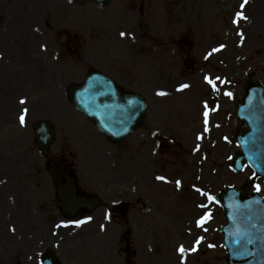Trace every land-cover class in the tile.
Listing matches in <instances>:
<instances>
[{
    "label": "rangeland",
    "instance_id": "1",
    "mask_svg": "<svg viewBox=\"0 0 264 264\" xmlns=\"http://www.w3.org/2000/svg\"><path fill=\"white\" fill-rule=\"evenodd\" d=\"M12 1L13 10L0 11L2 17L3 14L18 19L25 17L21 18L27 21L23 27L27 34L36 37L34 64L44 65L46 74H42L44 69L33 72L37 85L28 86L33 106L28 105L31 114L26 116L29 121L26 130L16 122L18 88L12 90L6 86V80L0 82V99L11 93L8 96L11 106L4 112V121L0 120V146L8 144V149L0 150V264H40L41 256L49 249L62 264H181L179 245L191 249L201 236L204 239L197 250L185 252L183 264H225L226 253L219 233L224 224L222 211L211 204L209 213L213 221L206 227L207 231L197 227L196 219L208 210L198 205L206 204L208 200L196 188L216 196L229 186L241 187L249 181L250 171L244 175L231 171L238 149L233 138L235 123L231 96L225 93L240 97L247 80L264 83V0H254V3L250 0L244 9L240 8L243 0H151V9H146L144 16L150 21L149 26H145L143 18L140 27L136 28L134 22L138 13L134 0H113L114 15L109 14L113 20H109L107 8L100 10L93 4L75 6L67 0ZM5 3L0 0V7ZM237 11H243L248 19L236 17ZM118 12L127 17L123 21L131 30L135 28L141 34L144 25L143 28L153 36L156 33L162 38L164 46L161 58L156 62L158 68L154 61L156 53L146 51L138 55L112 49L111 33H116L122 22L115 17ZM234 20L239 23H233ZM21 26L19 23L14 29L17 35ZM7 28L13 29L8 24ZM241 32L243 38L238 35ZM43 33L47 34L45 39ZM143 33L145 42L153 43L145 30ZM73 36L79 38L80 52L67 51L68 37ZM179 37L185 42L192 40L195 46L192 55L196 57L221 44H225L226 51L208 64L200 63L204 66L201 72L188 70L182 66L184 57L181 59V47L187 44L181 45L177 57L175 54L172 57L173 47H169ZM103 40L108 41L106 48ZM43 43L49 45L46 54L42 51ZM2 48L6 46L2 45ZM3 53L6 54L5 49ZM6 58L10 65L1 62L0 66L6 74L17 71L22 65L15 59L13 65L17 67L11 69L12 58L8 55ZM84 58H95L100 66L113 64L112 67L120 72H114L120 81L131 89L145 90L149 97L154 82L161 83L164 91L169 93L161 100L151 97L145 125L124 144H104L103 138L95 137L90 124L64 103L62 92L57 90L55 93L56 81L71 79V74H75L74 79H80L93 66L86 59L82 64ZM123 58L124 62H120ZM124 66H128L126 73L120 68ZM47 74H50L51 82H48ZM206 75L211 78L221 76L225 80V86L217 84L219 90L225 89L223 103L217 112H213L215 99L210 96L218 98L219 90L209 92L204 79ZM184 81L189 87L177 91L179 83ZM219 101H222L221 96ZM205 102L212 110L207 132L203 123ZM47 118L55 124L56 132H65L61 136L56 134L51 152H62L74 164L81 189L98 194L102 199L96 212L89 216L81 214L86 223L79 227L59 213L46 159L35 145L34 125ZM154 131L165 132L169 135L167 140L174 139L177 147H164L161 156H157L155 140L149 133ZM200 135L203 140L197 139ZM197 145L199 150H196ZM115 159L118 164L112 167ZM134 170L137 177L130 179ZM156 174H163L173 181L159 184L154 178ZM175 180L182 181L180 188L176 187ZM131 182L137 187V183L141 184V196L129 189ZM259 183L264 196V183ZM123 200H129L132 210L126 217L113 207ZM88 217L92 219L88 220ZM64 224L68 226L64 227ZM127 239L130 246H126ZM3 244L7 250L4 254Z\"/></svg>",
    "mask_w": 264,
    "mask_h": 264
},
{
    "label": "snow or ice",
    "instance_id": "2",
    "mask_svg": "<svg viewBox=\"0 0 264 264\" xmlns=\"http://www.w3.org/2000/svg\"><path fill=\"white\" fill-rule=\"evenodd\" d=\"M249 3V0H243V2L240 4V8L241 9H244L245 6ZM235 16L242 19V20H247L248 19V16L243 12V11H237L235 13ZM233 23H239V20H234ZM120 35L123 37L126 35L125 32H121ZM238 35H240L242 38H243V33H238ZM223 47H225L223 44L220 45L218 48H213L212 49V52H210L208 55L211 56L212 53H215V52H218L220 51ZM207 59V57H205ZM205 81L212 86L213 90H216L218 91V87H217V81L221 80L220 77H216V78H211L209 76H205L204 77ZM189 87L188 84H181L179 86V88L177 89V91H182L184 89H187ZM157 95L159 96H166V95H169V93L165 92V91H159L157 92ZM225 95H228V96H232V93L231 92H227L225 93ZM20 104H26V99L22 98L20 99L19 101ZM129 103H132L131 101ZM204 108H205V111L203 113L204 115V123H205V129L204 131L207 132L209 131L207 125H208V117H209V105L207 102H205L204 104ZM29 113V109L27 107L23 108L22 111H21V114L19 115L18 119H19V123L21 126H25L26 125V116L28 115ZM156 133H153V135H155ZM198 140H203L204 137L203 135H200L197 137ZM225 139H227V137H225ZM196 150H199V145H197L196 147ZM253 176L255 177L256 176V173L254 172L253 173ZM157 180H160V181H165V182H172V181H168L167 180V177L163 176V175H160V176H157L156 177ZM175 185L177 188H180L182 186V181L180 180H175L174 181ZM195 187V185L193 186ZM255 189L256 191H260L261 190V184L259 183H256L255 184ZM196 191L199 192L201 195L205 196L206 199L209 201V202H219L217 200V198L210 194L209 192H206L204 191L203 189H200V188H196ZM199 207L201 208H205L207 209L208 208V204H205V203H201L200 205H198ZM88 220H91L92 218L91 217H88L87 218ZM210 219V213L209 212H205L203 215H201V217L195 222L196 223V226L197 227H200V228H203L204 231H207L206 228H204V225L205 223L207 222V220ZM72 224H75L77 227H79L80 225L86 223L85 220H74V221H71ZM64 227H67L68 225L67 224H64L63 225ZM57 227H61V225H57ZM103 228V226H101ZM253 227H255V225H253ZM13 231H15V229H13ZM204 237H198L196 240H195V244L194 246L191 248V249H186L184 247L183 244L179 245V247L177 248V251L180 253L181 255V264H183V258H184V254L186 251H196L197 250V247L201 244V242L203 241ZM239 242V241H238ZM248 243H253V241L251 239H249L247 241ZM210 247H214V245H210Z\"/></svg>",
    "mask_w": 264,
    "mask_h": 264
},
{
    "label": "water",
    "instance_id": "3",
    "mask_svg": "<svg viewBox=\"0 0 264 264\" xmlns=\"http://www.w3.org/2000/svg\"><path fill=\"white\" fill-rule=\"evenodd\" d=\"M84 1V0H80ZM102 2H107L108 0H99ZM97 81L95 76H90L87 79L86 86L79 93L76 95L75 92L72 90V97L73 101L77 104L78 107H80L81 110L84 111L90 118L100 123V126L103 128L105 133L108 137H113L114 139H121V134L124 133V130L122 132H115L114 129L111 126V120H109L108 115L104 112L105 110L101 108L98 103L96 96L92 94L93 88H95V82ZM94 82V85H93ZM102 85L106 86V90H108L109 93L114 91V85L112 83L107 84H100V86L103 88ZM74 95V96H73ZM45 125L42 124L41 129L37 132L38 134V140L40 144L47 145V143L50 140V135L45 130ZM47 126V125H46ZM115 132V133H114ZM45 147V146H44ZM64 178V175L60 176L59 174H55V180L57 182L61 181ZM66 194L69 193V190L65 191ZM66 209V208H64ZM77 210V207L74 208V211H72L71 214L75 213ZM236 242L233 243L235 245Z\"/></svg>",
    "mask_w": 264,
    "mask_h": 264
},
{
    "label": "bare ground",
    "instance_id": "4",
    "mask_svg": "<svg viewBox=\"0 0 264 264\" xmlns=\"http://www.w3.org/2000/svg\"><path fill=\"white\" fill-rule=\"evenodd\" d=\"M5 101H7V99H5ZM2 248H3L2 253L4 254L7 251L6 248H5V246H4V244L2 245Z\"/></svg>",
    "mask_w": 264,
    "mask_h": 264
}]
</instances>
